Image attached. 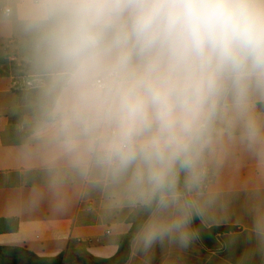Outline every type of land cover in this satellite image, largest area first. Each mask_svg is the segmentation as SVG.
<instances>
[{"label":"clouds","instance_id":"clouds-1","mask_svg":"<svg viewBox=\"0 0 264 264\" xmlns=\"http://www.w3.org/2000/svg\"><path fill=\"white\" fill-rule=\"evenodd\" d=\"M24 69L23 156L64 200L188 248L248 168L264 259V0H0ZM231 179H227V178Z\"/></svg>","mask_w":264,"mask_h":264},{"label":"crops","instance_id":"crops-1","mask_svg":"<svg viewBox=\"0 0 264 264\" xmlns=\"http://www.w3.org/2000/svg\"><path fill=\"white\" fill-rule=\"evenodd\" d=\"M15 63L22 66L18 53L0 41V218L19 222L17 233L0 235V246L9 248L0 264H53L70 253L89 256L96 264H118L122 242L139 218L102 214L94 198L64 200L49 192L42 174L23 156L17 130L24 75L18 78ZM251 179L248 168L240 171L236 192L213 223L202 227L196 222L201 235L188 248L158 245L144 255L130 246L125 264H264L249 240ZM216 227L234 230L212 232Z\"/></svg>","mask_w":264,"mask_h":264},{"label":"trees","instance_id":"trees-1","mask_svg":"<svg viewBox=\"0 0 264 264\" xmlns=\"http://www.w3.org/2000/svg\"><path fill=\"white\" fill-rule=\"evenodd\" d=\"M14 68H16V67H14ZM21 93L23 94L24 90L21 91ZM138 223H139V220L134 221L132 223V227L130 229L128 236H126L122 242L120 261L118 264H125L129 258L130 246H131L130 241H131L133 233L136 230V226ZM18 230H19V222L16 218H13V217H11V218H0V235L15 234L18 232ZM231 230H234V228L233 227H216V228L212 229L211 231L217 233V232H227V231H231ZM8 251H9L8 247L0 246V262L7 258ZM26 254H27V256H34L28 252ZM36 258H38V257H36ZM38 260H41V259H38ZM43 261L46 264L49 262L48 260H43ZM51 262L53 264H75V263L96 264L91 257H89V256L83 257L77 253L67 254L65 257L62 256V257L57 258Z\"/></svg>","mask_w":264,"mask_h":264},{"label":"rangeland","instance_id":"rangeland-1","mask_svg":"<svg viewBox=\"0 0 264 264\" xmlns=\"http://www.w3.org/2000/svg\"><path fill=\"white\" fill-rule=\"evenodd\" d=\"M13 68L14 72L16 73V75L18 76L19 79H21V76L24 75V69L22 66L18 65L17 63L14 64ZM21 69V70H20ZM22 118V116H20V119ZM81 256L85 257L83 254H81Z\"/></svg>","mask_w":264,"mask_h":264},{"label":"water","instance_id":"water-1","mask_svg":"<svg viewBox=\"0 0 264 264\" xmlns=\"http://www.w3.org/2000/svg\"><path fill=\"white\" fill-rule=\"evenodd\" d=\"M23 97H24V93L20 95V98H21L20 101H22V102H23Z\"/></svg>","mask_w":264,"mask_h":264},{"label":"built area","instance_id":"built-area-1","mask_svg":"<svg viewBox=\"0 0 264 264\" xmlns=\"http://www.w3.org/2000/svg\"><path fill=\"white\" fill-rule=\"evenodd\" d=\"M17 86H18V83L14 82V87H17ZM22 90H24V88Z\"/></svg>","mask_w":264,"mask_h":264}]
</instances>
